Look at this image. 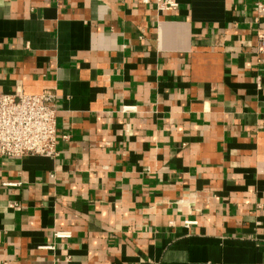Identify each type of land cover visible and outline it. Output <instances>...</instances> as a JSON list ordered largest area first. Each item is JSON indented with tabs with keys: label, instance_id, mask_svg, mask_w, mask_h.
Listing matches in <instances>:
<instances>
[{
	"label": "crops",
	"instance_id": "crops-1",
	"mask_svg": "<svg viewBox=\"0 0 264 264\" xmlns=\"http://www.w3.org/2000/svg\"><path fill=\"white\" fill-rule=\"evenodd\" d=\"M177 1L0 0V92L69 136L0 156V264H264V0Z\"/></svg>",
	"mask_w": 264,
	"mask_h": 264
},
{
	"label": "built area",
	"instance_id": "built-area-1",
	"mask_svg": "<svg viewBox=\"0 0 264 264\" xmlns=\"http://www.w3.org/2000/svg\"><path fill=\"white\" fill-rule=\"evenodd\" d=\"M142 4L154 3L158 13L176 10L177 0H140ZM258 13L264 12V3L256 4ZM257 50L264 53V31L258 35ZM56 96L53 91L37 93L23 91L0 92V156L23 157L27 155L54 159L59 154V139L67 140V134L58 135ZM264 129V125H263ZM52 176V175H51ZM187 209L188 214L200 212L195 208L190 196L173 201ZM9 207L19 210L21 206L10 203ZM185 228L197 223L194 219L183 221ZM56 239L71 237L70 231L54 230ZM44 248L52 249L53 245Z\"/></svg>",
	"mask_w": 264,
	"mask_h": 264
}]
</instances>
